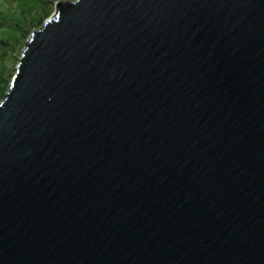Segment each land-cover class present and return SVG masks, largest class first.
<instances>
[{
  "label": "water",
  "instance_id": "obj_1",
  "mask_svg": "<svg viewBox=\"0 0 264 264\" xmlns=\"http://www.w3.org/2000/svg\"><path fill=\"white\" fill-rule=\"evenodd\" d=\"M0 101V264H264V0H60Z\"/></svg>",
  "mask_w": 264,
  "mask_h": 264
},
{
  "label": "rangeland",
  "instance_id": "obj_2",
  "mask_svg": "<svg viewBox=\"0 0 264 264\" xmlns=\"http://www.w3.org/2000/svg\"><path fill=\"white\" fill-rule=\"evenodd\" d=\"M60 1V0H59ZM50 3L48 6L49 16H51L55 12V5ZM20 6L15 0H0V15H18V8ZM48 16V17H49ZM39 27H35L30 25L26 30V36L21 37L20 31L16 29H9V30H16V31H1L0 28V41L6 35L10 37L12 42L9 46L0 42V84L4 85L5 82H8V88L10 82L12 80V76L15 73L16 65L18 63L19 57L21 52L25 46V42L29 39L31 33L38 29ZM22 33V32H21ZM10 40V41H11ZM8 91V90H7Z\"/></svg>",
  "mask_w": 264,
  "mask_h": 264
},
{
  "label": "flooded vegetation",
  "instance_id": "obj_3",
  "mask_svg": "<svg viewBox=\"0 0 264 264\" xmlns=\"http://www.w3.org/2000/svg\"><path fill=\"white\" fill-rule=\"evenodd\" d=\"M18 5L20 6L21 2L24 3H28L30 0H15ZM41 5L43 6L40 11H38V13H47L48 12V6H50V3L52 0H38ZM24 5L20 6L18 8V15L14 16L12 18H8V17H2L0 18V28L2 29L1 31H4L6 28H13V29H19V28H24L27 29L30 25H35L36 21L33 19V16H35L37 14V11L34 10L31 12V14L27 13L25 10ZM23 10V11H22ZM21 12L24 13L23 18L19 17L20 14H22ZM21 18V20H20ZM33 23V24H32ZM3 44L8 45V43H11L7 40L1 39V41Z\"/></svg>",
  "mask_w": 264,
  "mask_h": 264
},
{
  "label": "trees",
  "instance_id": "obj_4",
  "mask_svg": "<svg viewBox=\"0 0 264 264\" xmlns=\"http://www.w3.org/2000/svg\"><path fill=\"white\" fill-rule=\"evenodd\" d=\"M59 0H52L51 1V3L53 2V4L54 3H56V2H58ZM22 5H24V7H25V11L27 12V13H29V14H31V12L34 10V8H35V11H37V14L35 15V16H33V19L36 21V24L35 25H32V26H35V27H41L42 25H43V23H44V21L48 18V16H49V12H47V13H44V14H42V13H38V11H40V9L43 7L42 5H41V3L38 1V0H30L28 3H24V2H21L20 3V6H22ZM23 11V10H22ZM22 14H20L19 15V17H21V18H23V16H24V13L23 12H21ZM2 17H8V18H12V17H14L13 15H0V18H2ZM21 18H20V20H21ZM33 24V23H32ZM9 29H13V28H6V31H16V30H9ZM17 31H20V35H21V37H25L26 36V29H24V28H19V29H17ZM22 32V33H21ZM4 40H7V41H9V42H12V40L10 39V37L9 36H5L4 37ZM11 40V41H10ZM2 43V42H1ZM4 45V44H3ZM10 45V43H8V45L7 46H9ZM7 90H8V82H5V84L4 85H1L0 84V101L3 99V97H4V95H5V93L7 92Z\"/></svg>",
  "mask_w": 264,
  "mask_h": 264
}]
</instances>
